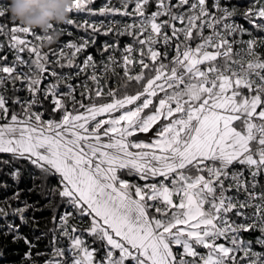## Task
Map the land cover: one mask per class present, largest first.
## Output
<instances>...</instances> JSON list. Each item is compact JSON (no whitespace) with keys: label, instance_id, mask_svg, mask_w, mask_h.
<instances>
[{"label":"snow or ice","instance_id":"1","mask_svg":"<svg viewBox=\"0 0 264 264\" xmlns=\"http://www.w3.org/2000/svg\"><path fill=\"white\" fill-rule=\"evenodd\" d=\"M132 2L129 10V3L105 0L93 11L87 6L94 0H74L72 13L132 18L115 30L110 23L121 21L107 27L103 20L68 21L90 30L93 45L96 34L132 37L123 48L118 39L105 41L99 51L108 55L99 65L91 54L76 61L87 40L45 52L50 37L20 24L7 31L15 55L0 64V154L27 161L45 185L41 194L73 209L58 218L68 247H58L54 235L45 264H264V54L256 50L264 41L237 39L249 30L222 0H211V7L209 0ZM6 9L0 7V18ZM243 17L264 32V6ZM6 27L0 24V36ZM65 68L77 69V77L90 71L91 86L85 82L78 92L71 74L57 71ZM109 73L119 77L115 89L108 87ZM133 82L137 90L130 94ZM45 101L52 106L48 119ZM148 133L147 142L137 139ZM10 175L18 180L22 173ZM49 177H58L56 187H46ZM31 207L25 202L12 213L21 225L0 227V236L24 240L29 264L34 245L20 227ZM7 215L0 208V217ZM74 215L88 218V226L70 225ZM85 232L101 248H90Z\"/></svg>","mask_w":264,"mask_h":264},{"label":"trees","instance_id":"2","mask_svg":"<svg viewBox=\"0 0 264 264\" xmlns=\"http://www.w3.org/2000/svg\"><path fill=\"white\" fill-rule=\"evenodd\" d=\"M104 1L105 0H94V3L87 7H90L91 9H99ZM232 3V9L236 10L234 18L238 23L242 24L249 30L248 33H245L242 37H239V39L245 40L254 33H263L248 24L244 19L243 14L249 8L264 6V0H260V4H257L256 0H234ZM0 24L7 25L6 29H8L14 24V22L11 21L10 16L7 13L5 17L0 18ZM87 34L90 35V30ZM117 39L121 43L127 41L128 37H114L112 35L104 36L96 34V42L92 48H97L99 51L105 41ZM50 49L57 51L56 47L53 48L51 46L45 47L43 51L48 52ZM136 71H139L138 67L136 68ZM109 76L111 78L107 81L108 87L114 89L117 88L120 83L119 77ZM46 82L47 80L44 81L45 84ZM16 87L19 88V82H17ZM105 90L107 91V88ZM136 90L137 86L135 82H133L128 91L131 94ZM9 93V96L13 95L12 86ZM16 95L20 96V92L16 93ZM85 102L87 103V101ZM44 106L47 109L44 119H48L52 106L48 101L44 102ZM37 110L43 111L44 109L38 108ZM56 118H59V114H57ZM4 160L9 161V163H2ZM17 168L21 170L22 175L18 180H14L10 174ZM125 178L130 181L142 183L134 176H128ZM57 185L58 177H49L46 187L52 188ZM44 187L45 185L42 183L38 171L33 169L27 161H15L12 159L11 154H0V208H3L8 213L7 216L0 217V227H3V225L7 223L21 225L19 216L13 215L12 213L16 208L24 207L25 202L33 205V207L29 208L25 213L28 223L20 227V235L26 237L34 245V247L31 248V264H45L47 260L52 258L51 241L53 240L54 235L58 238L57 246L65 248V237L59 235L60 229L58 227V218L60 215H63L65 211H73L71 206L62 201L58 196L49 197L47 195H42L41 192ZM17 193H19V199L14 198ZM53 216L57 217L55 222L52 219ZM69 223L70 225H78L80 228H86L88 226V223L82 226L72 220H70ZM89 239L91 242V248H101L100 242L93 243L92 238L89 237ZM0 250H3L4 253L3 259H0V264H29V261L25 258V253L29 251V248L24 243L23 239H20L17 243H13L11 234L0 236ZM102 252L103 250L101 249V255Z\"/></svg>","mask_w":264,"mask_h":264},{"label":"built area","instance_id":"3","mask_svg":"<svg viewBox=\"0 0 264 264\" xmlns=\"http://www.w3.org/2000/svg\"><path fill=\"white\" fill-rule=\"evenodd\" d=\"M234 0H222V6H226V7H229L230 10H232V6H233V3ZM8 3H9V0H0V7H6L8 6ZM105 3L102 2L101 6ZM129 3V10L132 9V7L134 6L132 0H130ZM121 0H111V5L110 6H116V7H121ZM209 7H211V0H209ZM93 11H97L98 9H92ZM155 10V5L154 4H151L148 9H147V12L150 14L151 11ZM71 19H73L76 24H81L83 23L85 20L89 21V22H93V21H100V20H103L104 21V26L107 27L109 25V22L110 21H121V23H115V22H111L110 23V26L112 29H118L121 27V24L122 23H131L132 22V18L131 17H121V16H106V17H101V16H91L89 15L88 12H84V13H72L71 14ZM233 19L238 23V21L233 17ZM14 24H18V23H14ZM56 30H58L61 35L60 37L56 40V42L54 44H51V45H44V48L45 47H53L57 49V51H59L64 44H66L67 42H74V43H82L83 40H87L89 42V47L87 49H85V51L78 55V57L76 58V61L77 63H81L83 61V59L91 54L93 55L94 59L97 61V64L99 65V63L101 61H105L106 62V58H107V55L108 53H105L104 55H101V53L98 51L97 48H92L93 44L91 43V36L87 34V32L83 31V29L81 28H78V27H75V26H69L67 24H63V25H54ZM65 29V31L61 32V29ZM7 31L8 29L5 28V35L3 36H0V44H3L4 47H3V50L0 51V55L2 56H7L8 59L6 61H0V64H8V63H11L15 53H14V50H11L9 49L8 47V36H7ZM34 33L36 34H41L43 35V33L40 32L39 29L37 30H34ZM68 33H71V35H69ZM18 35H22V34H18ZM123 37V36H121ZM128 39L127 41L125 42H119L120 43V47L123 48L124 45L126 44H129L132 42V37L131 36H127ZM29 40H33V37L32 36H28L27 37ZM83 38V39H81ZM251 38H256L258 41H264V32L263 33H254L252 34L250 37H248L246 40L248 39H251ZM237 39H239V37H237ZM114 40H107L108 43H112ZM33 42H35L33 40ZM236 48H240V47H243V45H240V44H237L235 45ZM43 48V49H44ZM66 53H70L71 50L70 49H67V48H64L63 49ZM258 52L264 54V46L262 47H258L256 49ZM22 57L27 60L28 59V53L25 52V53H22L21 54ZM117 57L119 58V52L116 53ZM23 67V66H22ZM23 70L27 71V68H24ZM57 71L59 72H63L65 74H71V76L73 77L71 79V83H73L74 85H76L78 87V92L79 90H82L80 89V85L87 82L89 84V86L91 85V81L90 80H87V76L90 75V71L86 74H82L80 76H75V73L77 71V69L73 68V69H68V68H65V69H57ZM117 71H120V69H117ZM109 75H111L109 73ZM51 80V78H49V80H47L46 83H48L49 81ZM11 84H6L5 85V88L7 89V92H6V95H9V91L11 90ZM21 87V84L19 83V88ZM4 89H0V91H3ZM62 91H65L66 89L62 87L61 89ZM20 96L21 97H26L27 96V93L25 91H20ZM79 97V96H78ZM261 189L258 188L257 191H260ZM70 220L76 222L77 224H80L82 226L86 225L87 224V218H84V221L81 222V220L78 218V217H74L71 218ZM79 234V233H78ZM259 235V233H251V234H245L244 235V239L246 240H254L255 237ZM84 236V239L86 240L88 246L91 248V242H90V239L87 235V233L85 232L83 234ZM65 242L66 244L64 245L65 248L68 247V244H69V241L67 240V238L65 237ZM256 250H261L259 248V246H256ZM205 251V250H203ZM202 251V252H203ZM103 254V252H102ZM65 259H69V257H65Z\"/></svg>","mask_w":264,"mask_h":264},{"label":"clouds","instance_id":"4","mask_svg":"<svg viewBox=\"0 0 264 264\" xmlns=\"http://www.w3.org/2000/svg\"><path fill=\"white\" fill-rule=\"evenodd\" d=\"M128 3L130 0H121ZM74 0H9L7 13L14 23L28 29L37 30L50 37L44 41L45 45L56 42L61 33L53 31L52 25L67 24L71 19Z\"/></svg>","mask_w":264,"mask_h":264},{"label":"rangeland","instance_id":"5","mask_svg":"<svg viewBox=\"0 0 264 264\" xmlns=\"http://www.w3.org/2000/svg\"><path fill=\"white\" fill-rule=\"evenodd\" d=\"M150 137H151V136H150ZM147 138H148V139H147ZM137 139L144 140V141L147 142L150 138L148 137V134H147V136H145L144 138H143V137L141 138L140 134H138Z\"/></svg>","mask_w":264,"mask_h":264},{"label":"crops","instance_id":"6","mask_svg":"<svg viewBox=\"0 0 264 264\" xmlns=\"http://www.w3.org/2000/svg\"><path fill=\"white\" fill-rule=\"evenodd\" d=\"M141 138L147 136V134H140ZM150 136H152L151 133H148V137L151 138ZM148 139V138H147ZM200 251H203V249H199Z\"/></svg>","mask_w":264,"mask_h":264}]
</instances>
